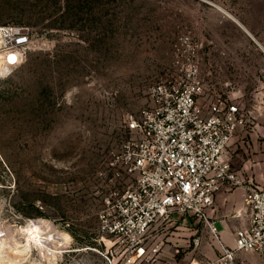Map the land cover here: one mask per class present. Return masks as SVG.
<instances>
[{
    "label": "rangeland",
    "instance_id": "rangeland-1",
    "mask_svg": "<svg viewBox=\"0 0 264 264\" xmlns=\"http://www.w3.org/2000/svg\"><path fill=\"white\" fill-rule=\"evenodd\" d=\"M10 23L33 42L0 84V239L39 219L69 236L56 257L35 250L18 264H117L125 245L98 219L127 179L114 155L135 136L149 87L180 73L189 46L200 69V53L210 64L201 103L243 91L247 125L227 155L264 188V78L238 76H264V0H0V24Z\"/></svg>",
    "mask_w": 264,
    "mask_h": 264
},
{
    "label": "built area",
    "instance_id": "built-area-1",
    "mask_svg": "<svg viewBox=\"0 0 264 264\" xmlns=\"http://www.w3.org/2000/svg\"><path fill=\"white\" fill-rule=\"evenodd\" d=\"M32 42L28 26L0 24V84L27 59ZM182 50L178 44V54ZM185 50L186 58L177 59L180 73L149 87L150 102L130 123L135 136L114 155L112 165L123 170L115 174L127 179L105 197L98 219L103 234L117 237L113 244L121 240L125 245L117 264L154 259L161 243L148 242L150 228L179 216L195 217L208 227L219 251L210 264H240L238 253L244 250L264 258V188L246 181L227 155L233 138L247 125V113L228 95L199 101L198 49ZM10 56L17 58L15 63ZM224 186L245 188L248 224L236 230L233 246L223 241L210 216ZM236 213L243 215L241 209Z\"/></svg>",
    "mask_w": 264,
    "mask_h": 264
},
{
    "label": "crops",
    "instance_id": "crops-1",
    "mask_svg": "<svg viewBox=\"0 0 264 264\" xmlns=\"http://www.w3.org/2000/svg\"><path fill=\"white\" fill-rule=\"evenodd\" d=\"M200 54L202 58L201 76L203 79H207L210 76L207 70L210 64L205 58L206 53ZM238 76L240 81L260 82L264 78V76L254 72L251 75L241 73ZM237 98H240L239 101L245 108L242 102L245 95L242 90L238 93ZM240 134L241 130L234 138ZM236 169L246 181L255 183L252 175H249L247 179L243 170ZM244 195L245 188L243 186L234 189L224 186L216 193L214 205L210 209L211 219L215 221L223 241L229 246L234 245L236 230L248 224V217L244 213L243 206ZM240 209L243 211V215L238 216L236 212ZM152 232L154 234L151 235ZM150 235L152 237L148 239ZM147 240L152 244L160 242L161 249L154 259L143 260L140 264H210L219 252L217 241L211 236L208 227L192 216H179L171 221L156 222L149 230ZM237 258L240 264H264V258L252 251H240Z\"/></svg>",
    "mask_w": 264,
    "mask_h": 264
},
{
    "label": "bare ground",
    "instance_id": "bare-ground-1",
    "mask_svg": "<svg viewBox=\"0 0 264 264\" xmlns=\"http://www.w3.org/2000/svg\"><path fill=\"white\" fill-rule=\"evenodd\" d=\"M236 21L239 22L238 19ZM39 220H32L20 227L17 233L21 238L13 237L14 245H11L13 241L0 239V262L18 264L35 250L46 260L63 252L69 239L68 234L58 235L54 227Z\"/></svg>",
    "mask_w": 264,
    "mask_h": 264
},
{
    "label": "snow or ice",
    "instance_id": "snow-or-ice-1",
    "mask_svg": "<svg viewBox=\"0 0 264 264\" xmlns=\"http://www.w3.org/2000/svg\"><path fill=\"white\" fill-rule=\"evenodd\" d=\"M16 57L15 56H10L9 57V61L11 62V63H15L16 62Z\"/></svg>",
    "mask_w": 264,
    "mask_h": 264
}]
</instances>
